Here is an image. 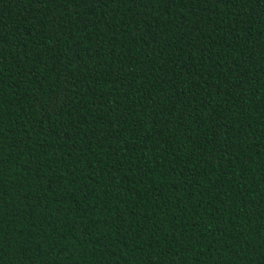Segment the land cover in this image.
Returning a JSON list of instances; mask_svg holds the SVG:
<instances>
[{
	"label": "trees",
	"instance_id": "obj_1",
	"mask_svg": "<svg viewBox=\"0 0 264 264\" xmlns=\"http://www.w3.org/2000/svg\"><path fill=\"white\" fill-rule=\"evenodd\" d=\"M0 264H264V0H0Z\"/></svg>",
	"mask_w": 264,
	"mask_h": 264
}]
</instances>
